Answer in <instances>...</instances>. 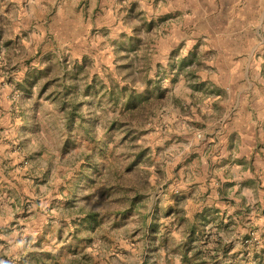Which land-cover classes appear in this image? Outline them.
I'll list each match as a JSON object with an SVG mask.
<instances>
[{
	"label": "rangeland",
	"instance_id": "rangeland-1",
	"mask_svg": "<svg viewBox=\"0 0 264 264\" xmlns=\"http://www.w3.org/2000/svg\"><path fill=\"white\" fill-rule=\"evenodd\" d=\"M115 85L160 97L128 116ZM2 94L24 171L1 186L0 264H264V194L240 225L185 185L264 182L225 134L264 100V0H0Z\"/></svg>",
	"mask_w": 264,
	"mask_h": 264
},
{
	"label": "crops",
	"instance_id": "crops-1",
	"mask_svg": "<svg viewBox=\"0 0 264 264\" xmlns=\"http://www.w3.org/2000/svg\"><path fill=\"white\" fill-rule=\"evenodd\" d=\"M247 79H248L247 65H245L244 81L247 82ZM3 91L4 93H6V90ZM4 98H5L4 94L0 95V203L2 202V195H3L1 186L5 182L21 181L20 175L24 171L23 168L20 169L22 171L21 173L18 172L20 168L18 167V165L22 163L21 162L22 158L14 150L13 152H10L11 148L7 146L8 139H11L10 137L11 135H13V131H14L12 129L14 127V124L10 123L11 120L10 112L12 111L13 106L11 104H8V102H6ZM230 104H234L233 108L236 105H239L237 103V100L236 101L232 100ZM245 105H247L245 106L247 110V120L246 121H244V119L242 120L240 118L241 116L231 117L228 123L226 124L225 134H226V138L228 137V139H231V141L233 140V143H235L234 141L236 139L240 141V142L239 141L236 142L239 145L237 147V150H239L237 155L239 156L236 157L243 158V162H239V165H237L236 168L233 169V171L239 172L240 170L246 168V172L244 173L241 172L240 176L242 175L245 178H250L251 181L254 179V177L248 174L250 170V166H253V168H255L254 172L256 176L264 172V161L261 160V158L264 157V150H262L261 148L257 149L255 147L257 143L256 137L261 139L259 143L264 144V134L262 129L259 127V132L258 135L256 136L255 126L251 125L247 121L248 120L249 122L252 121L251 120L252 112L255 113L257 119L262 120L264 118V100L262 99L253 100V101L249 100V104H245ZM249 140L251 141V144H249ZM244 143L246 144L247 149H243ZM252 149L255 150L256 156L254 154L252 161L250 162L249 156L253 152ZM245 161H249V162H245ZM17 175L19 176L17 177ZM235 179L236 178H232L233 181ZM245 181H247V179H245ZM185 185L187 186L193 185L189 191L194 189L193 192L195 195H202L200 197L201 200H199L198 202L199 209L195 211L196 213H200L204 207L207 206L213 207V209L211 210L212 211L211 214L213 213V217L233 220V222H239L240 225L242 219L244 220L245 224L247 221V216L243 211L244 208L249 203L248 195L251 194L250 191L253 192L255 190V192H259L262 195L264 194L263 191L259 190L260 188L264 187V182H187ZM224 186L225 187L228 186L229 189H232L228 196L229 202L227 203V206L223 205L224 202L218 200L222 198V196H218V195L220 190ZM248 188L250 189V191L248 190ZM260 199H262V196ZM257 201L258 198H256V202ZM236 219H238V221ZM1 225H3V223L2 220L0 219V226ZM239 233H240L239 235L242 234L241 226H239Z\"/></svg>",
	"mask_w": 264,
	"mask_h": 264
},
{
	"label": "trees",
	"instance_id": "trees-1",
	"mask_svg": "<svg viewBox=\"0 0 264 264\" xmlns=\"http://www.w3.org/2000/svg\"><path fill=\"white\" fill-rule=\"evenodd\" d=\"M23 82H27L26 79L23 80ZM87 89L89 90L90 87L88 86ZM107 97L113 101H115V106L121 105V112L126 113L128 116H131L135 113V115H145L147 113V110L152 105L155 98L160 97L159 94L157 96L152 97V90H145L142 93H136L134 90H131L127 88L126 86H118L115 85V87H109L106 91ZM105 94V96H106ZM71 120L75 118V113L70 112L69 113ZM140 155H138L139 157ZM199 215V214H198ZM197 214L195 215V218H198ZM94 215H87V223L90 225L95 221ZM204 217V216H203ZM205 220V217L203 218ZM196 221V219H195ZM196 225H200L201 223L197 222ZM156 227L155 222H151L149 224V231L153 232L154 228ZM194 228L190 230V234L194 233ZM186 260V256L184 258ZM184 260V261H185Z\"/></svg>",
	"mask_w": 264,
	"mask_h": 264
}]
</instances>
